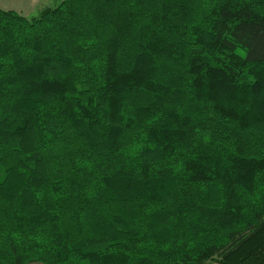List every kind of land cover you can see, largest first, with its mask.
I'll return each mask as SVG.
<instances>
[{
	"label": "trees",
	"instance_id": "trees-1",
	"mask_svg": "<svg viewBox=\"0 0 264 264\" xmlns=\"http://www.w3.org/2000/svg\"><path fill=\"white\" fill-rule=\"evenodd\" d=\"M264 264V0L0 8V264Z\"/></svg>",
	"mask_w": 264,
	"mask_h": 264
},
{
	"label": "crops",
	"instance_id": "crops-1",
	"mask_svg": "<svg viewBox=\"0 0 264 264\" xmlns=\"http://www.w3.org/2000/svg\"><path fill=\"white\" fill-rule=\"evenodd\" d=\"M30 1L31 0H0V8L14 9L19 12L25 11V8H27V6L25 5L28 4ZM29 264H42V263L34 262V263H29Z\"/></svg>",
	"mask_w": 264,
	"mask_h": 264
},
{
	"label": "rangeland",
	"instance_id": "rangeland-1",
	"mask_svg": "<svg viewBox=\"0 0 264 264\" xmlns=\"http://www.w3.org/2000/svg\"><path fill=\"white\" fill-rule=\"evenodd\" d=\"M40 1H44V0H31L28 4H26L25 6H27V8H25V11H17L19 13H21L22 15L24 16H27L29 15L30 13H33L37 4L40 2ZM24 9V8H23ZM11 10H14V9H11ZM16 11V10H15ZM211 264H217L215 262L211 263Z\"/></svg>",
	"mask_w": 264,
	"mask_h": 264
}]
</instances>
